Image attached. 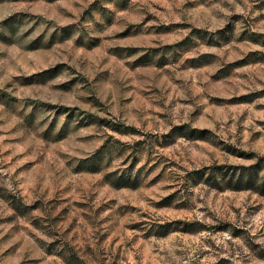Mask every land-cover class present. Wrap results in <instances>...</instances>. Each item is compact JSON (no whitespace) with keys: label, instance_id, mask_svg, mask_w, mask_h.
I'll list each match as a JSON object with an SVG mask.
<instances>
[{"label":"rangeland","instance_id":"obj_1","mask_svg":"<svg viewBox=\"0 0 264 264\" xmlns=\"http://www.w3.org/2000/svg\"><path fill=\"white\" fill-rule=\"evenodd\" d=\"M0 264H264V0H0Z\"/></svg>","mask_w":264,"mask_h":264}]
</instances>
